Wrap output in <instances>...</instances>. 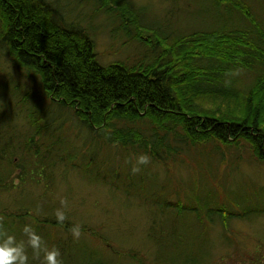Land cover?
I'll return each mask as SVG.
<instances>
[{"label":"trees","instance_id":"obj_1","mask_svg":"<svg viewBox=\"0 0 264 264\" xmlns=\"http://www.w3.org/2000/svg\"><path fill=\"white\" fill-rule=\"evenodd\" d=\"M84 1L92 9L93 30L100 15L118 22L116 32L104 30L143 47L138 58L102 63L93 30L72 21L70 6L58 0H0L3 60L34 77L44 99L34 102L31 89L14 86L9 111L13 118L23 116L24 133L0 147L6 166L0 194L14 187L8 182L13 171L18 187L26 176L36 183L57 163L79 170L111 166L118 148H130L131 157L146 153L157 165L166 164L171 151L199 146L216 156L244 141L249 154L264 162V0L198 1L207 16L177 32L145 22V7L135 0ZM57 114L71 126L67 136L58 130L63 120ZM214 195L208 201L198 196L199 211L213 206L212 226L226 231L231 219L245 213ZM261 196L264 201V188ZM10 201L0 197V216L14 234L15 223L27 224L31 210ZM166 204L184 206L179 200ZM254 212L264 214V207ZM44 218L34 217L33 224Z\"/></svg>","mask_w":264,"mask_h":264},{"label":"rangeland","instance_id":"obj_2","mask_svg":"<svg viewBox=\"0 0 264 264\" xmlns=\"http://www.w3.org/2000/svg\"><path fill=\"white\" fill-rule=\"evenodd\" d=\"M58 1L66 9L70 6L72 21L93 30L88 21L92 9L84 0ZM135 1L145 7V22L174 32L185 31L207 16L204 4L202 8L198 4L201 0L195 3L194 0ZM94 25L96 49L102 63L133 60L143 51V47L125 36L112 39L104 30L116 32L118 22L100 15ZM3 59L1 51L0 147L17 141L15 138L24 133L23 116L13 118L9 111L13 108L9 97H14L16 83L34 92V102L44 101L34 77L27 78L25 72L12 70ZM9 74L13 75L11 79L7 78ZM56 116L63 120L58 130L67 136L71 126L66 116ZM77 124L72 121L74 127ZM239 145V149H223L216 156L199 146L171 151L166 164L150 162L141 166L137 174L131 169L142 152L131 157V153H126L130 148L124 149L125 152L118 148L115 156H110L111 166L79 170L57 163L36 177V183L26 176L18 187L17 171H13L8 182L14 187L4 190L0 197L11 200L12 206L31 210L27 224L35 228L49 247L61 250L64 264H264V214L254 212L257 206L264 207L261 198L264 162L249 154L247 142L241 141ZM100 153V158H107V150ZM5 173L6 166L0 158V175ZM113 184L117 187H111ZM213 195L214 199L229 202V208L235 212L244 210V217L231 219L226 231L218 225L212 226L213 206L203 213L199 211L202 205L198 196L208 201ZM62 198L68 201V219L63 225L55 219ZM176 200L185 206L178 207L179 213L177 207L166 204ZM189 206L193 209L189 210ZM38 216L47 219L35 220L33 224V218ZM74 224L82 225L79 241L73 240L70 233ZM18 225L15 223L14 234L18 240L26 239L21 231L23 223ZM28 254L29 264H42V259H33L31 249Z\"/></svg>","mask_w":264,"mask_h":264},{"label":"clouds","instance_id":"obj_3","mask_svg":"<svg viewBox=\"0 0 264 264\" xmlns=\"http://www.w3.org/2000/svg\"><path fill=\"white\" fill-rule=\"evenodd\" d=\"M150 162L148 154L138 155L131 169L132 173H139L141 166H146ZM60 205L61 207L55 211V219L63 225L68 219L66 214L68 201L62 198ZM5 219L4 216H0V264H29V249L32 251L33 259H42V264H64L61 250L55 246L49 247L31 224H25L21 230L26 239L18 240L17 236L7 229ZM70 233L73 240L79 241L83 235L82 225L74 224L70 228Z\"/></svg>","mask_w":264,"mask_h":264},{"label":"water","instance_id":"obj_4","mask_svg":"<svg viewBox=\"0 0 264 264\" xmlns=\"http://www.w3.org/2000/svg\"><path fill=\"white\" fill-rule=\"evenodd\" d=\"M103 264H109V263H103Z\"/></svg>","mask_w":264,"mask_h":264}]
</instances>
